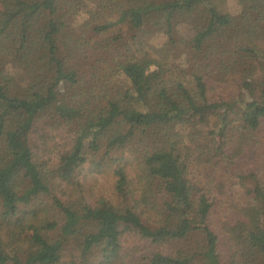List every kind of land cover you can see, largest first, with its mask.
I'll use <instances>...</instances> for the list:
<instances>
[{
  "label": "trees",
  "instance_id": "trees-1",
  "mask_svg": "<svg viewBox=\"0 0 264 264\" xmlns=\"http://www.w3.org/2000/svg\"><path fill=\"white\" fill-rule=\"evenodd\" d=\"M0 264H264V0H0Z\"/></svg>",
  "mask_w": 264,
  "mask_h": 264
},
{
  "label": "rangeland",
  "instance_id": "rangeland-1",
  "mask_svg": "<svg viewBox=\"0 0 264 264\" xmlns=\"http://www.w3.org/2000/svg\"><path fill=\"white\" fill-rule=\"evenodd\" d=\"M233 4H234L233 2H230V4H229L230 8H233V7H234ZM234 9H235V7H234ZM234 9H233V10H234Z\"/></svg>",
  "mask_w": 264,
  "mask_h": 264
}]
</instances>
